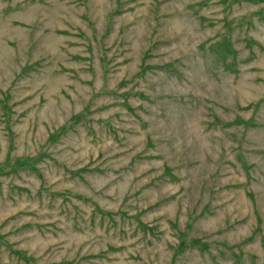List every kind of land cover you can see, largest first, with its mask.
<instances>
[{
  "label": "rangeland",
  "instance_id": "374dc122",
  "mask_svg": "<svg viewBox=\"0 0 264 264\" xmlns=\"http://www.w3.org/2000/svg\"><path fill=\"white\" fill-rule=\"evenodd\" d=\"M0 264H264V0H0Z\"/></svg>",
  "mask_w": 264,
  "mask_h": 264
}]
</instances>
